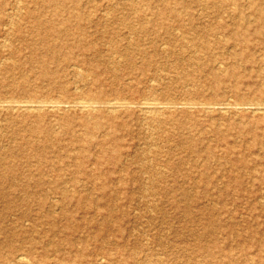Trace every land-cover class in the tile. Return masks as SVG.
<instances>
[{
  "label": "rangeland",
  "instance_id": "obj_1",
  "mask_svg": "<svg viewBox=\"0 0 264 264\" xmlns=\"http://www.w3.org/2000/svg\"><path fill=\"white\" fill-rule=\"evenodd\" d=\"M79 1L85 17L93 15L87 30L98 49L86 54L99 56L103 86L86 85L90 69H84V79L75 74V66L87 68L81 55L59 63L66 90L42 79L30 64L29 45L37 37L28 10H41L42 18L52 12L42 0H0V99L72 100L102 89L104 97L135 100L161 93L171 100L228 101L233 107L264 102V0ZM66 3L72 7V0ZM163 7L189 14L168 18L172 34L156 24L157 34L141 37L138 43L151 51L153 64L143 69L142 53L123 57L122 49L112 50L115 42L127 44L122 23L137 24L136 10ZM236 8L250 25L237 19ZM238 28L245 39L232 35ZM204 40L210 42L208 51L200 45ZM12 61L17 66L10 67ZM201 105L185 114L178 108L174 116L181 124L167 129L143 120L137 106L118 117L126 123L117 127L124 144L118 164L108 153L97 164L101 147H91L90 159L77 155L90 138L74 141L69 128L52 139L64 149L33 146L37 134L9 119L12 112H1L0 264H18L16 255L30 247L36 264L43 259L48 264H264V111ZM68 108L60 110L66 114L57 122L53 111L44 117L53 119L55 131L69 123L81 132L82 112ZM191 142L197 149L188 148ZM206 145L210 151H202ZM13 173L17 179L6 178ZM64 190L71 199L61 197Z\"/></svg>",
  "mask_w": 264,
  "mask_h": 264
},
{
  "label": "bare ground",
  "instance_id": "obj_2",
  "mask_svg": "<svg viewBox=\"0 0 264 264\" xmlns=\"http://www.w3.org/2000/svg\"><path fill=\"white\" fill-rule=\"evenodd\" d=\"M20 2L21 1H19V3ZM42 3L43 5L47 6L44 8L51 11L53 16L51 18H42L41 10H28V14L35 19L33 21V25L31 26V30L32 32H34L35 37H37L35 42L29 45V59L30 61L34 60L32 63H30L32 64L31 66L37 67L38 72L40 73L39 76L42 79L48 80L50 85H57V87H60L62 90H66L67 83L63 80V74L59 69H61L60 67L62 65V62L66 63L75 55H81L87 65V68L75 66V74L77 76L83 77L82 79H84L86 75L85 70L90 69L92 70L91 73L93 76L91 77V80L86 83V85H97L99 87H102L103 82L100 78V73L97 70L99 69V56L96 54V52H94L91 56H88L86 54L91 50L98 49L97 44L88 36L89 34L87 30V20H94L93 15L89 14V17H85V14L82 13V7H79V0H72V3L70 4L72 7H66L69 5L68 3H66V0H42ZM21 10L24 11V8ZM186 10L187 9H180L179 7H163L159 8L158 10H143L141 8L139 10H136L134 13L135 17L138 19L137 24L127 23L125 21L122 23V25L128 29L127 44L123 47H120L116 44L117 42H115L111 44L112 50L122 49L123 51L121 52L123 57H131L135 52L142 53L146 60L143 61L140 65L143 66V69H145L146 66L154 63V59L148 58L151 56V51H148L145 46H141V44L138 43L139 40H141V37L144 35L147 36V34L152 33L157 34V29L155 28L156 24L161 25V28H165L166 32L172 34L175 28L168 23V18H181L184 14L183 12H186ZM188 14L189 12H186V15ZM236 16L237 19H239L242 23L250 25V23L252 22L251 19H246V15L238 9ZM18 17L19 16H17V18ZM12 19L14 21V18L11 17V22ZM257 19L258 21L259 19L261 21V16L258 15ZM261 26L263 25L261 24ZM120 28L122 29V27ZM261 29L262 27L258 28L256 32L261 33ZM232 35L239 38L244 37L243 29L238 28L234 30L232 32ZM153 38L157 45L159 41L158 37ZM187 38L188 37H185L183 38V40L186 41ZM188 40L191 39L188 38ZM4 45L7 46L6 44ZM200 45L207 51L210 48V42L208 40H204L202 43H200ZM40 46L41 50L39 52ZM190 46L194 48L192 49V53L198 54V51H196L195 49V43H192V45ZM165 49V51L170 50L167 46L165 47ZM153 51H155V49H153ZM236 54L237 53H235V55ZM53 63L57 64V67L52 68ZM59 63H61V65ZM16 64L17 63L15 61H12L8 65L10 67H14L17 66ZM218 74L220 73L217 70L214 71L212 75L217 77ZM103 94L104 93L101 89L96 92H90L88 94H82L80 96L74 97L72 100H70V98L66 96L51 98L46 96L37 97L34 95H29L28 98L23 99H16L14 97L0 99V113L6 112L8 114L12 112L13 115H11L9 119L11 118L12 120L23 122L24 124H26L29 131L37 134L38 138L32 142L33 146H38V148L42 149L56 147L62 150L64 149V146H59V144H57L56 141H52V139L54 138V136L60 135V133L64 129L67 130L69 128V130L67 131L74 141H78L81 138H84L85 135L90 138L89 143L86 142L85 144H82L78 147L79 150H77V155H79V153H82L83 156L85 155L87 159H90L89 154L91 152V147H101V154L95 156V162L97 164L101 163L100 160L103 162V157H105L106 153H108L114 154V162L118 164V162L120 161V156L123 152L122 150L124 144L122 140L117 136V127L120 126V123H122L123 121H117V118L124 115H131L133 110L132 108L135 106L138 107L143 120L149 121L151 123H157L158 125L164 124V129H167L169 125L181 124V122L175 120L174 116V114L178 111V108H181L183 113L185 114V112H190V109L196 106V104L198 103L202 104L201 106L207 110L219 109L221 111H228L232 108H248L254 109V111H264V102L250 103L251 106L247 107H241V105L240 107H233V105L227 103L228 101L205 102L196 101L197 99L194 98L192 100L190 98L186 100H171L169 98H165L161 93H152L138 100H135V98H126L122 96L104 97ZM217 104L219 105L216 106ZM67 107H69L68 109L74 108L82 112V118L79 122L82 130L81 132L76 130L74 127H71L70 129V126L68 125L69 123L61 124L60 130L55 131L54 124L52 122L53 119H51L52 121H47L44 117L47 111H53L54 114L58 116L54 119L57 122L62 114H66L64 111L61 112L60 110L67 109ZM15 111L18 112V114L15 115ZM124 125H126V123ZM219 130L220 128L217 131ZM96 131H101V135L98 136V134H95ZM97 137H100V139L94 141V139ZM111 137H113V139ZM110 138L112 139V143L108 140ZM188 148L190 150H194L196 148L195 143H189ZM202 151H210V147L206 145L202 149ZM79 158L80 157L76 158V164L80 167H84V161L80 160ZM38 162L40 164V161ZM86 162L87 160L85 161V163ZM10 166L13 167L14 165ZM1 176H4V174L2 173ZM5 176L6 178L12 177L14 179H17L14 173L11 175L5 174ZM39 182L40 181H38V183ZM106 184L107 181L103 180L100 185H102L103 187ZM61 194V197H63L64 199L67 197H70V199L72 198L69 194H67L66 190L62 191ZM4 195L6 194L4 193ZM85 197L87 196L79 195L76 198L83 199ZM51 218H53V215L51 216ZM104 219V222L110 221L109 216L105 217ZM70 242H73V240H71ZM32 248L33 247H30L26 252H21L16 255L18 264H36L35 260L31 261ZM101 259L104 258L102 257ZM40 264H48L47 259H43Z\"/></svg>",
  "mask_w": 264,
  "mask_h": 264
}]
</instances>
